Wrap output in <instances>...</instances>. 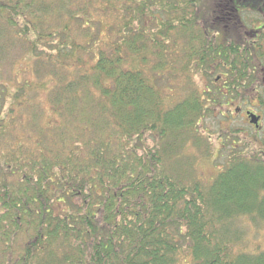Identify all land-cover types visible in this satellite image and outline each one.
Listing matches in <instances>:
<instances>
[{
    "label": "trees",
    "instance_id": "trees-1",
    "mask_svg": "<svg viewBox=\"0 0 264 264\" xmlns=\"http://www.w3.org/2000/svg\"><path fill=\"white\" fill-rule=\"evenodd\" d=\"M152 1L0 0V264H264L236 226L264 221V147L227 133L213 178L196 167L212 153L203 95L221 104L252 80L248 39L211 35L242 13L160 0L182 11L134 25ZM169 32L186 37L181 70L218 58L223 84L203 94L187 73L184 95L162 105L126 52L162 68Z\"/></svg>",
    "mask_w": 264,
    "mask_h": 264
},
{
    "label": "rangeland",
    "instance_id": "rangeland-1",
    "mask_svg": "<svg viewBox=\"0 0 264 264\" xmlns=\"http://www.w3.org/2000/svg\"><path fill=\"white\" fill-rule=\"evenodd\" d=\"M159 1L160 0H155L147 3L142 15H138L136 12L133 13L138 21V23L135 21L134 25H142L156 30L158 29L157 22L159 23L160 21L171 19L174 20V15L182 11L178 8L163 6ZM128 4H130L132 10L136 8L134 3ZM196 4L200 8V14L205 15L208 13L207 11H209L208 5L213 4V0H196ZM242 10L241 19L239 18L240 22L236 25L238 27L236 30H219L218 32H215V34L212 32V37H215L214 39L217 41L225 42L229 41L230 37H233L234 39L238 36L248 38L249 32H251L253 27L263 25L264 28V14H261L260 12L257 13L249 8ZM135 11L137 10L135 9ZM219 16L221 17L220 14ZM220 19H222V17ZM228 27L230 26L228 25ZM227 28L224 27V29ZM104 32L105 31L102 29V36H104ZM151 33L154 34L153 32ZM178 34L180 36H177L175 32H169L163 35V39L169 44V46L166 48L164 54L166 63L162 68L154 67L157 57L151 51L145 52L147 57L144 61H141L138 55L134 56L135 61H131L132 55L126 52L128 61L125 65L137 67L144 71L147 77L160 88L161 102L164 106L171 105L184 95L189 84L186 81L187 73L189 74L191 85L200 92H203L210 87L222 85L224 78L227 76L225 70L219 67L218 58H209L203 65H200L198 60L193 58L190 61L188 72L181 70L179 67V61L183 57L182 50L185 47L186 37L181 33ZM259 39L263 45L249 51L250 53L252 52L249 60L250 67L252 64L259 66L264 57V37ZM235 41L237 42L236 39ZM263 75L264 69L256 67L253 75H248V78L250 77L252 80L243 88H240L246 95L245 97H251L250 101H246L243 106H249L257 112L261 110L264 112V101L258 102L257 99L254 98L257 92H259V94L261 93L264 98V84H262ZM203 96L205 105L209 107V110L206 114L200 117L197 123V128L209 139L212 153L207 158L200 157L196 163V167L197 170L201 172L202 176H204L205 180L209 182L224 165L226 157L223 154H225V152L222 150L223 154L221 155L219 150L222 149V140L224 136H227V133L235 134L239 138V143L237 144L238 147L246 145L253 149L264 147V116L262 126L260 127L261 129H257L256 132V129L245 122L240 112H237L236 114L235 112L231 113L232 108L235 109L234 106L237 105H233L236 100H232L231 98L229 101L222 100L221 104H218L212 103L210 99L206 97L211 96V94L208 93V95L204 94ZM253 103H259L260 105L256 106ZM188 151L190 152L191 150L188 149ZM236 226L243 229V239L244 242L248 244L249 248L254 249L264 247V221H260L256 226L252 224L246 216H241L236 220Z\"/></svg>",
    "mask_w": 264,
    "mask_h": 264
},
{
    "label": "flooded vegetation",
    "instance_id": "flooded-vegetation-1",
    "mask_svg": "<svg viewBox=\"0 0 264 264\" xmlns=\"http://www.w3.org/2000/svg\"><path fill=\"white\" fill-rule=\"evenodd\" d=\"M241 3V5H240ZM248 5V6H247ZM251 9L252 11H255L257 13H261V14H264V0H231V9L233 11V13L236 15V16H239V14L243 11L242 9ZM220 11L221 13H226L227 11V7L226 6H221L220 7ZM261 37H264V28H263V25H259L257 27H253L251 29V32H249V37L247 38L248 41L251 43L252 45V48H256L260 45H263L262 42L260 41L259 38ZM261 68V69H264V57L262 59V61L260 62L259 66H255L252 64V70H250V73L251 75H253L254 73V69L255 68ZM262 79H263V82L262 84H264V75L262 76ZM259 83V82H258ZM259 91V90H258ZM261 94V93H260ZM259 92H257L254 96V98L257 99L258 102H261L260 101V95ZM246 95L243 93V94H239L237 95L236 97L232 98V100H236L234 104H237L235 105V109L232 108V112L231 113H234L235 114L237 112H240L241 113V116L243 117V119L245 120V122L247 124H249L251 127H253L254 129H256V132H257V129H261L260 127L262 126V120H263V116H264V112L261 110V111H254L251 107H247V106H243L244 103H246V101H250L251 97L247 96L245 97ZM254 105H260L259 103H253ZM249 113H254L258 116L257 118V124L255 123H252L250 121V116H249ZM224 114V113H223ZM234 116V114H233Z\"/></svg>",
    "mask_w": 264,
    "mask_h": 264
},
{
    "label": "water",
    "instance_id": "water-1",
    "mask_svg": "<svg viewBox=\"0 0 264 264\" xmlns=\"http://www.w3.org/2000/svg\"><path fill=\"white\" fill-rule=\"evenodd\" d=\"M249 116H250V121L257 124V118L258 116L254 113H249Z\"/></svg>",
    "mask_w": 264,
    "mask_h": 264
}]
</instances>
